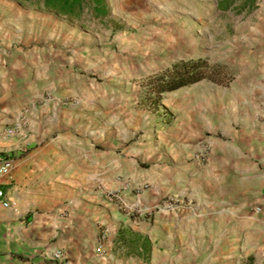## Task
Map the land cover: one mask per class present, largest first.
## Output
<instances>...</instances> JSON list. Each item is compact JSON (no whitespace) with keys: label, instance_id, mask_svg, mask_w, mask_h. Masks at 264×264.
Returning a JSON list of instances; mask_svg holds the SVG:
<instances>
[{"label":"rangeland","instance_id":"rangeland-1","mask_svg":"<svg viewBox=\"0 0 264 264\" xmlns=\"http://www.w3.org/2000/svg\"><path fill=\"white\" fill-rule=\"evenodd\" d=\"M242 3L236 0L221 10L218 0H107L106 16L85 10L73 19L45 9L42 0H0V152L32 155L46 145L54 154L48 163L59 158L65 164L72 153H87L79 148L87 140L97 154L115 143L118 157L127 149L138 150L134 158L144 170L142 180H124L116 188L99 181L93 186L153 237L152 248L146 243L140 258L129 245L130 256H120V264H264V196L235 193V211L226 207V199L223 215L217 208L202 215L196 209L201 188L194 185L188 195L166 175L162 187L170 192L158 202L133 209L120 199L126 191L150 192L155 184L148 173L164 156L168 159V149H155L156 130L165 134L167 126L188 123L195 130L206 122L207 94L228 85L205 79L163 93L153 103L154 95L137 81L140 75L199 56L226 64L231 74L239 70L245 77L264 78V0L240 10ZM211 103L216 112L217 100ZM40 109L48 112L37 128L30 123ZM258 118L263 121L262 115ZM206 147L202 143L192 151V171L205 162ZM108 156L99 159L100 174ZM169 197L174 200L170 205ZM181 206L175 220L170 212ZM188 208L191 217L181 219L180 212ZM245 209L262 230L243 224L240 211ZM155 215L162 220L153 223ZM168 216L174 221L163 225ZM126 235L133 239L130 232Z\"/></svg>","mask_w":264,"mask_h":264},{"label":"crops","instance_id":"crops-1","mask_svg":"<svg viewBox=\"0 0 264 264\" xmlns=\"http://www.w3.org/2000/svg\"><path fill=\"white\" fill-rule=\"evenodd\" d=\"M242 73L232 72L228 85L207 94L210 103L204 117L206 122L195 130L190 123L167 126L165 134L162 129L156 130L155 149L160 148L161 152L168 149V159L164 156L148 173L155 181L150 192L126 191L120 195L125 205L142 209L164 198L170 192L162 187V177L166 175L175 179L188 195L194 193V185L201 188L200 196L196 195V209L202 215L215 212V208L223 215L226 205L222 201L226 199L229 204L226 207L235 211V193L264 196V78L245 77ZM215 100L216 112L211 103ZM39 111L30 123H37V128L41 127L43 113L48 112ZM209 129L215 134L206 133ZM90 132L93 133L88 130L87 134ZM199 143L207 146L206 160L192 171L189 159ZM45 146L32 155L7 153L13 158V168L3 179L2 187L5 198L13 205L3 208L0 203V264H120L123 261L120 258L130 256L127 255L128 232L138 241L132 246L139 258L143 256L144 240L152 248L153 237L141 221H132L128 214L121 212L117 202L93 189L97 181L116 188L124 180H142L144 170L139 158H134L138 150L127 149L126 155L118 157L115 151L119 144L115 143L109 151L97 154L95 144L87 140L79 146L87 153L75 156L72 153L65 164L59 158L50 164L46 159L50 160L54 154H49ZM107 155L101 163L106 168L100 174L97 172L99 159ZM181 208L170 212L176 216L175 220L178 219L175 211ZM190 209L185 214L180 212V218L191 217ZM247 212V209L240 211L243 224L249 229L262 230L258 218ZM162 214L163 217L170 215ZM154 217L153 223L162 220L158 215ZM163 219H166L161 222L163 225L169 224L170 219L174 221L170 216ZM260 234L264 239V232ZM57 247L65 252L61 262L49 257L50 251Z\"/></svg>","mask_w":264,"mask_h":264},{"label":"trees","instance_id":"trees-1","mask_svg":"<svg viewBox=\"0 0 264 264\" xmlns=\"http://www.w3.org/2000/svg\"><path fill=\"white\" fill-rule=\"evenodd\" d=\"M26 1V0H24ZM236 0H218L219 9L226 10ZM241 9L254 7V0H242ZM42 7L73 19H80L85 10H90L93 17H104L108 14L107 0H42ZM231 72L226 64H210L205 57H188L175 59L169 64L150 71L137 78L146 89V93L154 95L153 103L161 99L163 93L177 90L183 86L191 85L201 80L215 83H228ZM135 239H128V244H137ZM142 247L144 250L147 245ZM134 249V246H133Z\"/></svg>","mask_w":264,"mask_h":264},{"label":"built area","instance_id":"built-area-1","mask_svg":"<svg viewBox=\"0 0 264 264\" xmlns=\"http://www.w3.org/2000/svg\"><path fill=\"white\" fill-rule=\"evenodd\" d=\"M203 155L204 154L201 153L197 157L199 158V156L202 157ZM12 168L13 158L7 153H0V203L3 208H10L13 205L8 199L5 198V192L2 187L3 179L10 175ZM173 201V198L169 197L167 198L166 203L170 205ZM257 210H259V208H257ZM49 257L61 262L65 258V252L63 249L57 247L50 251Z\"/></svg>","mask_w":264,"mask_h":264}]
</instances>
